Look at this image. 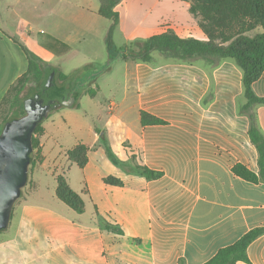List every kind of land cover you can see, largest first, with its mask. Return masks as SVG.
I'll list each match as a JSON object with an SVG mask.
<instances>
[{
  "label": "crops",
  "instance_id": "obj_1",
  "mask_svg": "<svg viewBox=\"0 0 264 264\" xmlns=\"http://www.w3.org/2000/svg\"><path fill=\"white\" fill-rule=\"evenodd\" d=\"M86 11L85 0H0V122L9 115L11 89L28 69L24 50L38 54L30 42L53 57L69 56L70 42L82 36L73 25L84 21ZM53 41L70 51L62 54L58 47L53 49ZM118 63L125 71L123 82L114 84L107 119L101 129L95 128L93 143L84 146L102 145L104 140L122 161L136 149L139 165L163 173L158 180L146 181L119 172L127 183L126 192H133L136 185L144 189L148 264H204L248 231L264 227V183L253 184L232 173L236 164L255 174L259 171L258 154L248 137L249 119L237 111L241 72L224 61L210 73L216 84H209L206 70L196 65L153 68ZM226 65L236 74V84L219 80ZM105 75L96 81L97 93ZM252 90L264 97V72ZM132 111L136 117L129 121ZM140 112L167 124L142 127ZM255 114L264 135V106H258ZM44 134L42 127V148ZM45 159L43 155L41 169ZM64 160L66 166H77L68 160L67 152ZM54 164L52 175L65 174L61 162ZM56 177L54 189L43 195L47 205L27 199L39 192L32 179L30 189L15 202L20 201L16 210L13 205L7 228L0 232V264H113L108 253L114 244L112 231L102 229L87 213L85 202L82 214L60 202L55 195ZM82 183L85 187L84 178ZM246 254L249 264H264V234L248 246Z\"/></svg>",
  "mask_w": 264,
  "mask_h": 264
},
{
  "label": "rangeland",
  "instance_id": "obj_2",
  "mask_svg": "<svg viewBox=\"0 0 264 264\" xmlns=\"http://www.w3.org/2000/svg\"><path fill=\"white\" fill-rule=\"evenodd\" d=\"M193 1L126 0L124 4L121 1L115 8L119 15V24L113 34L114 46L128 45L134 41L146 40L151 36L165 32H171L184 39L208 41V31L205 28L211 30L208 28L209 22L202 20L197 11L192 13ZM85 5L87 11L83 15L84 21L79 19V24L73 25L82 36L79 40L70 42L71 53L69 56L53 57L38 49L33 41L30 42L41 61L61 69L65 74H70L87 64L98 66L92 73H99L101 70L99 65L108 63L105 38L111 21L97 14L99 0H85ZM262 32L260 27H255L245 35L254 37ZM224 61L230 62L234 68L240 71L234 61L229 59L223 60L213 67L200 60L192 64L184 63L158 52L153 53L151 61L144 64L153 68L167 65H196L206 70L210 79L209 84H216V79L210 73L212 74ZM112 68V72L105 73L106 75L101 78L99 83L101 91L94 98L83 94V89L80 88L77 90L79 94L78 108H60L51 112L42 122V127L45 129V134L42 137L44 148L40 145L39 133L35 137L38 146L33 154L34 163L28 168L27 183L22 189V194L24 196L30 189L31 179L37 181L39 184L38 194L27 199L31 202L41 201L40 203L47 205L49 200L43 195H48L50 193L48 191L54 189L56 177L55 172L52 175L55 170L54 162L56 164L61 162L65 174L59 176H64L72 189L81 196L85 202L87 213L93 214L102 229L112 231L114 244L112 249L108 248V253L113 259V264H148V247L145 242L144 189L142 186L136 185L133 192H126L124 184L127 183L123 181L119 173L121 170L126 175L137 176L133 170L139 166L138 150L135 149L130 153L129 160L122 161L119 153L115 150L112 152L110 149L108 151L104 149L107 143L102 140V145H99L100 142L91 147L85 146L87 163L83 169L84 172L75 165L66 166L64 160V152L73 146L92 144L95 137L94 130L101 129L106 121V113L114 101V84H122L125 72L122 63L114 62ZM235 76L231 67L226 65L218 78L220 81H224L223 84H236ZM96 81L93 79L86 82V87L95 88L98 84ZM237 101V111L240 112L241 106L245 104L243 91L237 97ZM257 107L255 106L251 112L255 113ZM19 113V109L9 111L8 118L12 115H19ZM132 114L133 116L128 115L129 121L136 117L135 111H132ZM2 126L3 121L0 122V129ZM43 155L46 159L45 165L41 169L39 162L43 160ZM124 157L126 158V155ZM62 169L57 170V173H61ZM83 178L85 187L82 183ZM83 189L84 192H81ZM90 201L97 209V214ZM19 202L15 204L13 210L17 209ZM99 210H101L100 213Z\"/></svg>",
  "mask_w": 264,
  "mask_h": 264
},
{
  "label": "trees",
  "instance_id": "obj_3",
  "mask_svg": "<svg viewBox=\"0 0 264 264\" xmlns=\"http://www.w3.org/2000/svg\"><path fill=\"white\" fill-rule=\"evenodd\" d=\"M121 1L100 0L98 9L100 17L111 21L105 38L108 63L99 65L101 70L95 74L92 72L98 66H93V64H87L70 74H63L56 70V85L59 88L66 87V89H69L70 96L74 100L70 106H59L53 108L51 112L60 108H78L79 94L77 90L80 88L83 89V94L94 98L98 92V86L95 88L86 87V82L93 79L97 80L100 76L109 72L114 62L149 63L152 59V54L155 52L188 64L199 60L204 61L213 67L223 60H233L241 71V85L245 98V104L241 106L239 113L248 114L247 117L250 122L248 137L258 154L259 171L258 174H255L242 164H236L232 167V173L236 177L253 184L264 183V135L257 126L256 114L251 112L255 106H264V97H258L252 90V85L264 72V0H194L191 9L192 13L197 11L202 20L209 22L208 28L211 30L205 28L209 36L206 42L192 38L184 39L171 32H165L151 36L146 40H137L128 45L115 47L113 34L119 24V15L115 8ZM255 27H260L263 32L254 37L245 35ZM50 47L53 49L58 47L62 54L70 51L68 47L54 41ZM24 52L28 60L27 72L10 91V95H12L10 111L19 109L20 113L19 115L7 117L3 122V126L10 119L24 115V101L38 91L44 76L46 64L28 50L25 49ZM166 124L161 119L145 112H140V125L142 127L164 126ZM41 125L36 127L32 136L30 165L34 163L33 154L38 146L35 137L39 133L40 135L42 134ZM104 149L106 151L109 150L107 146ZM67 158L80 169H84L87 163L85 146L79 144L73 147L67 151ZM133 172L146 181L158 180L163 177L162 172H156L141 165L136 166ZM119 184L121 183L119 182ZM55 195L60 202L74 212L78 214L84 212V201L79 194L69 187L67 180L62 175L56 177ZM11 216L12 210L10 218ZM263 234L264 227L248 231L234 244L218 250L204 264H236L238 262L249 264L246 250L252 242Z\"/></svg>",
  "mask_w": 264,
  "mask_h": 264
},
{
  "label": "water",
  "instance_id": "obj_4",
  "mask_svg": "<svg viewBox=\"0 0 264 264\" xmlns=\"http://www.w3.org/2000/svg\"><path fill=\"white\" fill-rule=\"evenodd\" d=\"M56 68L45 65L36 93L23 103L24 115L7 121L0 133V232L7 228L13 205L27 183L32 136L53 108L70 106V90L56 85Z\"/></svg>",
  "mask_w": 264,
  "mask_h": 264
}]
</instances>
